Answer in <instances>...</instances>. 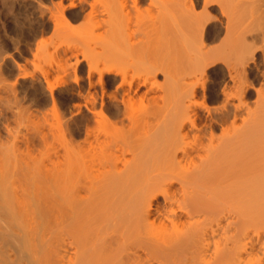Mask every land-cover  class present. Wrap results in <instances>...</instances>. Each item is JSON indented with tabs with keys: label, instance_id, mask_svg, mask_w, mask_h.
I'll return each mask as SVG.
<instances>
[{
	"label": "bare ground",
	"instance_id": "1",
	"mask_svg": "<svg viewBox=\"0 0 264 264\" xmlns=\"http://www.w3.org/2000/svg\"><path fill=\"white\" fill-rule=\"evenodd\" d=\"M218 3L104 0L99 48L91 64H95L97 80L90 86L98 84L103 92L117 82L107 76H120L116 87L123 92L124 110L117 112L120 120L111 123L104 112L105 99L96 112L98 95L90 91L95 98L88 95L92 107L86 109L95 115L96 125L88 126L84 143L78 146L75 133L70 134L73 129H68L71 137L65 142V168H55L57 162L48 170L19 168L22 171L11 174V189L0 190L13 201L0 193L9 201L4 211L0 209V264H264V166L258 168L264 140L254 138L256 121L249 120L248 130L244 125L235 129L238 137L225 129L219 139L212 132L208 140L204 134H209L200 128L201 139L196 121L199 114L190 101L195 91H188L193 85L185 83L187 74L193 76L192 72L202 71L203 64L214 60L216 50L206 44V25L214 18L209 9ZM201 4L203 12L198 14ZM158 74L166 77L168 88L156 80ZM172 75L179 86L170 84ZM170 87L174 91L181 87L179 93L189 96L180 95L178 101L179 96L172 98L176 93ZM156 91L162 95L154 96ZM115 92L120 91H111L118 99L121 95ZM136 97L149 102L144 111L139 109L140 114L133 107ZM223 107V111L227 109ZM240 110L236 109L239 116L234 109L235 119L241 118ZM218 114L212 115L221 116ZM221 117L224 123L230 120L224 121L226 113ZM242 128L246 133L241 131L239 136ZM188 133L200 141L187 144ZM225 134L234 135L233 141L239 139L238 150L227 140V144L219 141L224 145L214 149V139L222 140ZM205 138L213 147L212 156L208 145L206 152ZM195 158L200 163L184 167L186 161L195 163ZM230 164L240 167L226 168Z\"/></svg>",
	"mask_w": 264,
	"mask_h": 264
},
{
	"label": "rangeland",
	"instance_id": "2",
	"mask_svg": "<svg viewBox=\"0 0 264 264\" xmlns=\"http://www.w3.org/2000/svg\"><path fill=\"white\" fill-rule=\"evenodd\" d=\"M218 1L219 3L214 6V8L209 9V13L212 17H217L220 21L213 18L208 21L206 25V44L211 47L209 49L214 48L216 50L213 49L215 52H213L214 54L212 53V59L214 60L210 64L208 62L205 64L202 63V71L199 72L198 69V72L196 71L197 73L192 72L194 74L193 76H189V74H187L188 77L185 76L188 78L187 80L185 78V83L187 84L188 81V84L191 83V85H193L191 89H188L189 85L187 86L185 83L180 84L183 85V87H187L188 91H195V96L191 94L194 96L193 98L190 95V101H193L194 110H197L195 112L199 114V117L197 116L196 118L198 122L197 125H199L197 127L200 131L204 128L202 131L209 134H204L201 131L198 135L200 138V134H204V137L208 138L210 137V133L213 132L215 137L217 136V139H219L222 137L224 131L226 132V130H228V134H233V132L236 131L235 129L241 128L240 126L243 125L245 126L244 129H247L250 127L249 124H251L249 120L253 119L252 122L256 121L254 125H256V128L259 130L255 132L254 138L259 136L261 140H264V0ZM103 2L104 0H0V168L2 169H0L2 172V174L0 172V183L3 184L0 190L3 191L4 188L8 187L11 189L12 184L10 186V183H12V180H10V176L14 171L21 170L19 168H27V170L29 168L45 170V168H54L57 162H59V167L55 166V168H65L64 154L66 139H70V134L75 133L74 136L72 134V136L75 137L73 139L74 143L76 146L81 145V142L82 144L84 143L83 139L86 137L85 134L87 133L88 126H91L92 123V126L96 125L95 115L89 110L92 104L91 106L89 105V107V103H87L88 95L90 98H93V95L90 93L97 92L98 95L97 98L99 101H97L98 108L96 112L100 111L101 103L105 99L104 110L106 111L104 112L106 115L109 114L107 115L109 117L106 116L108 121L111 120V123H114L120 120L118 116L124 110L122 103L123 92L116 87L120 83V76H107L113 77L118 83H112V87L108 86L109 88L106 86L109 91L106 88L105 91L102 90L104 93L106 91L109 93L107 94L106 92V96H104L103 99L101 98L103 96L101 95L103 93L101 92V86L98 87V84H96L97 86L95 85V88H91L92 86H90V84H93L94 81L96 82L97 80V75L94 72L95 64L93 65L94 67L91 64L95 61L94 53L97 48H99L97 45L99 44L100 34L102 32L100 27L101 21L104 18L101 12ZM144 7L146 6H143V8ZM196 12H198V14L203 12L202 4L197 8ZM202 21L207 20L203 18ZM228 30L229 33H225L226 31L228 32ZM218 36L219 38H217ZM90 65L93 68H91ZM199 67L201 69V66ZM91 69H93L92 71L94 73H91ZM178 71L179 73L181 72L180 70ZM203 71H205V73H203ZM129 74L132 75V71ZM182 74L186 75L183 72L181 75ZM173 75L171 76V85L175 82ZM157 77L156 80L159 84H164L166 77H164L163 74H158ZM179 77L181 76L179 75ZM181 82H184V79ZM165 85L166 84L163 86L167 87ZM175 85L179 86L176 82ZM96 87L98 91H96ZM194 87L195 89H193ZM159 88L158 90H161ZM180 88L177 87L176 89L174 87L177 92L171 88L172 93H176L174 97L171 96L172 98L179 96V98L176 97L177 100L181 99L180 95L183 96L184 94L179 93L181 92L179 90ZM117 89L120 92H118V94L117 92L115 93L118 96H122L118 97L115 95L118 99L114 98V95H111L113 94L111 91H118ZM183 91H185V89ZM156 92L157 94L154 96L161 93V91ZM187 94L189 96V93H185L184 97H187ZM224 94H226V96ZM236 95H238V97ZM107 96L109 98H107ZM175 99L173 102H175ZM182 100H184L183 97ZM240 100L244 102H240ZM135 101L133 107L135 106L134 109H136V114L141 113L142 110L139 109H143L144 111L149 105L148 100L142 102L138 97L135 98ZM92 102L93 101H91V103ZM238 103V107L241 108L240 113L242 116L241 118L236 117L237 119H235L234 116H240V114H238L239 112L236 111V109L239 110L240 108L238 109V107L236 108L234 106L235 104L237 106ZM240 104L244 108H242ZM171 105L170 103V106ZM56 106L58 108H55ZM223 106H226L228 111L230 110L229 112L232 113L227 112V109H225L226 112H224L225 110H222L224 109ZM87 107L89 109H86ZM118 109L120 111H118ZM234 109L237 115H233L235 114ZM117 112L121 113L119 114ZM218 112H220L219 114H221V116L226 113L228 118L224 117V121H227V119L230 120L226 123L222 122L223 117H221ZM222 113L224 114L222 115ZM227 113L229 115L231 114L230 117ZM212 114H218L221 118L219 116L215 117L222 120L219 121V119H216ZM120 118L122 117L120 116ZM235 120L237 125L234 122ZM259 120L261 121L259 122ZM88 122L91 123L89 124ZM234 124L237 127H234ZM231 126L233 127L231 128ZM69 128H72L74 131L71 130L70 133L68 131ZM241 131L242 134L246 133V131L243 133L242 128V130L239 131V136ZM236 132H234V134H236ZM196 133L198 132L195 131V134ZM188 134L191 137H189ZM188 134V137L186 136L187 138L185 137L186 139H183L187 144L192 141V144L200 141L198 136L191 133ZM227 135L224 136V139L221 138L222 140H217L213 137V139L217 141V144L215 141L214 143L212 142L214 149H216L219 141H223L224 143L230 141L233 143V146H231L235 150L239 149L242 144L239 141L240 144L238 143L239 145H237V140L239 139L236 138L237 140L233 141V139L235 140L234 135ZM211 136L214 135L211 134ZM235 136H237V134ZM260 139L259 141L261 142ZM208 140H211V137ZM225 140L227 141L225 142ZM201 142H204V139L203 141L201 140ZM262 143H264V141ZM192 144L190 143V145ZM208 144L211 143L206 139L204 142L206 152L212 150L210 152L212 156L213 147L211 149ZM220 144L224 145L221 142ZM207 145L208 148L210 147L208 150L206 148ZM222 145L220 146L222 147ZM226 146L224 149L227 150ZM228 147V149L231 148L230 145ZM260 148L262 149L264 146ZM220 149L221 148H219V150ZM262 150V154L259 153L261 154L259 155V157H261L259 163L260 161L261 163H258V168L261 167V164L264 166L262 163L264 161V156L262 157V155H264V149ZM55 152L57 155H55ZM209 152L206 154H210ZM226 153H228V150ZM128 157L130 158V155ZM199 159L195 158L193 161L195 163L186 161L184 167L193 168L191 164L200 163ZM237 164L240 163L237 162ZM231 165L233 164H230V167L227 165L228 167L226 168L235 166L233 165L231 167ZM239 167L235 166L234 168ZM261 168L264 169V167ZM225 172L228 173L227 175H230V171ZM263 177L262 175V178ZM176 185H178V183H176ZM262 185L264 184L262 183ZM0 193H3L2 195L4 196L6 194V192L1 191ZM9 193L10 192H7V194ZM4 196L0 194V200H4L7 195L5 198ZM1 197L3 198L1 199ZM9 198L13 203L10 195ZM9 198L6 199L9 200ZM6 199V202H0L5 204H2L3 208H0L2 211H4V207L9 202ZM160 200L163 199L160 197ZM22 206L25 207L24 204Z\"/></svg>",
	"mask_w": 264,
	"mask_h": 264
}]
</instances>
